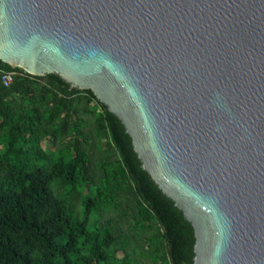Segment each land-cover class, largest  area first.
<instances>
[{"label": "water", "instance_id": "1", "mask_svg": "<svg viewBox=\"0 0 264 264\" xmlns=\"http://www.w3.org/2000/svg\"><path fill=\"white\" fill-rule=\"evenodd\" d=\"M0 60L120 120L191 264H264V0H0Z\"/></svg>", "mask_w": 264, "mask_h": 264}, {"label": "trees", "instance_id": "2", "mask_svg": "<svg viewBox=\"0 0 264 264\" xmlns=\"http://www.w3.org/2000/svg\"><path fill=\"white\" fill-rule=\"evenodd\" d=\"M0 69V264H191L190 223L93 92Z\"/></svg>", "mask_w": 264, "mask_h": 264}, {"label": "rangeland", "instance_id": "3", "mask_svg": "<svg viewBox=\"0 0 264 264\" xmlns=\"http://www.w3.org/2000/svg\"><path fill=\"white\" fill-rule=\"evenodd\" d=\"M85 120L89 122L90 121V117L89 116L85 117ZM56 144H57V142H56ZM52 154L54 155L55 152H53ZM51 157H53V156H49V159ZM92 160H93V158H92ZM45 164H46L45 162L40 163L41 166H44ZM110 217H115V219L117 221V225L120 228L121 232H123V233L126 232L127 233L126 225L128 224V217H125L123 215H115V214H111ZM144 262H145V264H147V260H145Z\"/></svg>", "mask_w": 264, "mask_h": 264}, {"label": "built area", "instance_id": "4", "mask_svg": "<svg viewBox=\"0 0 264 264\" xmlns=\"http://www.w3.org/2000/svg\"><path fill=\"white\" fill-rule=\"evenodd\" d=\"M0 72H1V81H2L4 86H9L12 83V81H13L14 75L17 74V72L14 71V70H3V69H0ZM24 72L25 71L23 70V73Z\"/></svg>", "mask_w": 264, "mask_h": 264}]
</instances>
